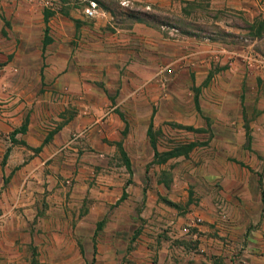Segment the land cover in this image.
Masks as SVG:
<instances>
[{
    "label": "rangeland",
    "instance_id": "obj_1",
    "mask_svg": "<svg viewBox=\"0 0 264 264\" xmlns=\"http://www.w3.org/2000/svg\"><path fill=\"white\" fill-rule=\"evenodd\" d=\"M22 1L33 12L28 24L0 27L7 45L0 44V120H8L7 127H0L6 136L0 172L11 150L21 144L17 135L25 134L30 122L41 124L44 142H49L81 113L82 120L58 142L56 162L69 171L65 186L72 229L47 226L57 207L47 192L37 193L39 219L33 222L24 214H12L13 206L0 205V261L30 262L33 255L37 264H264V205L259 194L262 180L264 190V18L254 24L242 19H232V24L208 19L206 24H151L208 38L223 50L211 61L201 87H191L194 76L186 82L179 77V69L186 66L179 57L175 65L169 60L164 66L165 88L151 99L142 85L128 82L120 86L125 91L107 93L103 83L88 79L82 99L87 108H80L78 96L49 88L41 75L33 77L43 62L32 53L47 49L48 21L55 11L80 10L86 2ZM96 1L115 16L124 14L114 0ZM127 15L162 20L154 14ZM13 48L20 53L8 56ZM148 99L156 106H147ZM117 101L134 107L115 108ZM152 141L161 156H175L155 162ZM190 144L195 145L192 150ZM140 173L144 178L139 179ZM135 179L144 187L138 183L132 188ZM2 180L6 185L0 173ZM78 183L82 195L71 197ZM124 193L125 200L118 203ZM87 214L92 217L88 225L77 228ZM23 228L25 233L37 232L36 240L26 242L19 235L25 234ZM49 229L57 234L56 253L48 248L53 240Z\"/></svg>",
    "mask_w": 264,
    "mask_h": 264
},
{
    "label": "crops",
    "instance_id": "obj_2",
    "mask_svg": "<svg viewBox=\"0 0 264 264\" xmlns=\"http://www.w3.org/2000/svg\"><path fill=\"white\" fill-rule=\"evenodd\" d=\"M114 1L124 14L115 16L111 9L96 0H83L88 3H85L80 10L66 9L64 14L56 13L55 9H52L55 15L50 18L47 26L50 32V43L45 52L36 50L32 53L33 59L43 62L33 77L38 79L41 75L49 88L78 96L77 104L80 108H87L82 99L89 89L88 79L103 83L104 91L107 93L125 91L124 87L120 86L127 85L128 82L134 86L142 85L145 88L142 92L147 93L148 98L151 99V95L159 92V89L164 86L166 78L162 69L169 60L172 61V65H175L179 62V57L181 61L186 60V66L179 69V77L186 79V82L187 78L194 76L195 82L190 84L191 87H201L211 70V61L218 58L216 55L223 50L219 51L217 48L219 46L216 43H210L208 38L185 36L177 27L151 24H206L207 19L216 22L215 24H232V19H242L244 22L254 24L260 18H264V0ZM91 4L96 5L95 15L88 17L85 10ZM1 6L4 7L3 10L0 8L1 28L3 24H24V22L28 24L29 13H33L24 7L22 0H0ZM130 13L146 16L154 14L162 20L156 23L148 17L144 21L132 19L127 15ZM0 44L7 46L2 37ZM182 49H185V52L181 55L179 50L181 52ZM13 53L18 55L20 51L13 48L7 52V55L11 56ZM3 66L6 68L10 64ZM116 83L119 85H114ZM209 90L208 88L202 91L203 96H200L202 98H199V102L204 100L203 97L205 98L206 91ZM149 99L146 105L156 106V104L151 105L152 102ZM127 100L125 103H129ZM161 101L162 99H159V103L162 104ZM116 107L132 108L134 106L117 101ZM81 118L82 113L74 121L64 125L47 144H44L46 132L37 121L29 123L25 134L17 135L21 136V144L15 145L5 166L1 167L0 173L7 179L6 185L4 180L0 181L1 207L13 206L12 214H24L29 221L33 222L37 218V193L47 192L49 200H53L57 206L53 210L55 215L47 218V226L50 225L51 228H57L59 231L63 229L64 232L72 229L73 218L69 211L70 204L65 186V178L68 177L69 171L65 167L61 169L56 162L60 153L58 142L62 137H67L73 132L74 128L81 123ZM7 122L8 120H0V127H7ZM5 137L0 133V147L3 146ZM43 144L42 150L36 153L35 149ZM141 178L144 177L140 173L139 179ZM138 183L140 188L144 187V182L142 180L137 182L136 179L130 186L136 188ZM81 188V184H75L70 191L71 197H81L82 194L78 195ZM259 191L261 195V188ZM262 191L264 193V190ZM260 202L264 205L262 195ZM102 205L101 202L98 206L101 210ZM260 212L264 228V211ZM91 219L90 214L83 215L77 223V228L80 229L84 222L88 225ZM93 222L95 223L94 220ZM26 230L23 228L21 232L25 233ZM47 231L53 236L52 244H49L48 248L56 253L59 245H55L57 234L50 229ZM19 235L24 237L26 242L35 241L38 236L37 232L32 233V231L23 235L19 233ZM31 263L32 260L28 262L19 261V259L0 261V264Z\"/></svg>",
    "mask_w": 264,
    "mask_h": 264
},
{
    "label": "trees",
    "instance_id": "obj_3",
    "mask_svg": "<svg viewBox=\"0 0 264 264\" xmlns=\"http://www.w3.org/2000/svg\"><path fill=\"white\" fill-rule=\"evenodd\" d=\"M137 20H141V19H137ZM26 125H27V123L23 126L24 128L22 129V131L23 132H25L26 131ZM151 130H152V126H150V128H149V136H150V132H151ZM47 142L48 141H45L44 142V144H47ZM43 144V145H44ZM195 147V145L194 144H190L187 148H188V150H192L193 148ZM151 148H152V150H153V152H154V158H155V162L158 160L159 162H161V161H165L166 160V157L167 158H170V157H174L175 155L174 154H172V153H167V154H165L164 156H161V154L158 152V150H157V146H156V143H154L153 141L151 142ZM41 148H38V149H36V151H38V152H40L41 150H40ZM125 155V154H124ZM160 157H161V159H160ZM161 160V161H160ZM126 166H127V169L128 170H131V166H130V162H129V160L126 158ZM259 186H260V188H261V195H262V197L264 198V193H263V191H262V183H259ZM146 194V190H144V195ZM125 198H126V194L124 193L123 194V196H122V198L118 201V203H122L124 200H125ZM31 264H37V262H36V260H35V258L33 257L32 258V263Z\"/></svg>",
    "mask_w": 264,
    "mask_h": 264
},
{
    "label": "built area",
    "instance_id": "obj_4",
    "mask_svg": "<svg viewBox=\"0 0 264 264\" xmlns=\"http://www.w3.org/2000/svg\"><path fill=\"white\" fill-rule=\"evenodd\" d=\"M95 10H96V5L95 4H91L90 7L85 10V14L88 17H93L95 15Z\"/></svg>",
    "mask_w": 264,
    "mask_h": 264
}]
</instances>
